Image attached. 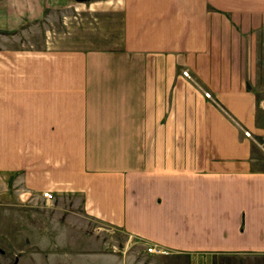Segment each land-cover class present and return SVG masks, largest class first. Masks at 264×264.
<instances>
[{
    "label": "crops",
    "instance_id": "0c3cea01",
    "mask_svg": "<svg viewBox=\"0 0 264 264\" xmlns=\"http://www.w3.org/2000/svg\"><path fill=\"white\" fill-rule=\"evenodd\" d=\"M117 2L121 49L0 50L4 247L17 264H264V0Z\"/></svg>",
    "mask_w": 264,
    "mask_h": 264
},
{
    "label": "rangeland",
    "instance_id": "374dc122",
    "mask_svg": "<svg viewBox=\"0 0 264 264\" xmlns=\"http://www.w3.org/2000/svg\"><path fill=\"white\" fill-rule=\"evenodd\" d=\"M123 16L117 0H0V50L20 52L25 50H102L123 47ZM20 49V50H19ZM258 107L264 109V102ZM264 156V155H263ZM7 220L0 216V264H17L14 253L4 247L15 241L16 227L13 213ZM89 225L88 233L109 241L108 250L120 254L135 253L138 245L111 228ZM44 233H38L42 238ZM45 236V235H44ZM118 241L116 247L112 242ZM89 244V243H88ZM13 251V249H12ZM141 264H158L152 258ZM29 260V259H28ZM92 260V259H89ZM92 264H112L108 261H91ZM236 259L215 260L213 264H254ZM21 264V263H20ZM23 264H53L42 258ZM57 264H66L59 262ZM170 264H174L170 261Z\"/></svg>",
    "mask_w": 264,
    "mask_h": 264
},
{
    "label": "built area",
    "instance_id": "2783aa9c",
    "mask_svg": "<svg viewBox=\"0 0 264 264\" xmlns=\"http://www.w3.org/2000/svg\"><path fill=\"white\" fill-rule=\"evenodd\" d=\"M183 75L187 78H190V75L188 74L187 71H183ZM244 136H246L247 138H250V137H252V133L249 131H244ZM258 140H259L258 145L260 147V151L264 155V132H262L260 134V137ZM42 197L44 199H46L47 201L53 200V195L49 191H44L42 193ZM145 250H146V252H148L150 254H154V255L166 253V250L164 248H161V247L155 246V245L147 246Z\"/></svg>",
    "mask_w": 264,
    "mask_h": 264
},
{
    "label": "water",
    "instance_id": "95a60500",
    "mask_svg": "<svg viewBox=\"0 0 264 264\" xmlns=\"http://www.w3.org/2000/svg\"><path fill=\"white\" fill-rule=\"evenodd\" d=\"M77 1H80V2H82V1H87V0H77Z\"/></svg>",
    "mask_w": 264,
    "mask_h": 264
}]
</instances>
